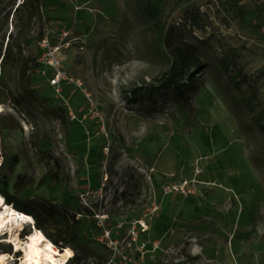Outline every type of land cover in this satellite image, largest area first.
Returning a JSON list of instances; mask_svg holds the SVG:
<instances>
[{
	"label": "rangeland",
	"instance_id": "rangeland-1",
	"mask_svg": "<svg viewBox=\"0 0 264 264\" xmlns=\"http://www.w3.org/2000/svg\"><path fill=\"white\" fill-rule=\"evenodd\" d=\"M238 1L255 32L231 0H40L30 30L33 0H0L8 191L58 168L61 185L19 198L83 220V264H264V0ZM42 30L62 46L60 94L40 73ZM9 38L23 54L2 65ZM9 236L7 264H23L28 237L17 250Z\"/></svg>",
	"mask_w": 264,
	"mask_h": 264
},
{
	"label": "trees",
	"instance_id": "trees-1",
	"mask_svg": "<svg viewBox=\"0 0 264 264\" xmlns=\"http://www.w3.org/2000/svg\"><path fill=\"white\" fill-rule=\"evenodd\" d=\"M233 9L240 16L241 21L244 26L255 32L258 29L257 25L253 22L251 17L247 14L245 8L240 5V1L231 0ZM43 5L40 0H33L31 5L29 4V22L28 29L31 28L30 25L35 16V13L40 14ZM47 9V7H46ZM46 19L47 24L51 23L53 20L52 13L49 10L47 12ZM30 30V29H29ZM44 39L43 30L38 34L36 40L41 42ZM7 43L4 53H2L1 64L6 65L10 61H14L17 57H22L23 51L20 47L16 48L14 45ZM26 43L29 40H25ZM189 57L187 55L177 56V60L172 68V70L167 74V81L176 89L179 90V83H182L186 73L184 70L188 67ZM38 68V66H35ZM238 85V83H236ZM0 157L3 158V163L0 166V196L4 199L8 205L13 206L17 211L25 213L32 216L34 220V227L36 230L42 232L44 236L57 248L60 252L69 248L73 251L74 256L67 264H83L84 260H87L90 255L89 249L83 245L85 239V224L83 220L77 217V215L71 213L63 205L56 204L40 195L28 196L26 200H20V195H28L30 192H38L41 189L51 190L56 186L61 185L62 178L58 168L52 170L49 174L43 176L40 180L34 177H27L25 175H18L16 181L13 184L14 194L10 193L8 189L10 188L9 181L3 172L13 173L18 167L20 160L17 156L13 157L11 162L8 163L6 158L2 154L0 148ZM3 184L6 189L1 188ZM33 230L28 227L24 230L23 238L32 235ZM0 247L7 248V253L12 255V246ZM82 248L81 251L79 248ZM14 264H19V259L21 254L18 253Z\"/></svg>",
	"mask_w": 264,
	"mask_h": 264
},
{
	"label": "bare ground",
	"instance_id": "bare-ground-1",
	"mask_svg": "<svg viewBox=\"0 0 264 264\" xmlns=\"http://www.w3.org/2000/svg\"><path fill=\"white\" fill-rule=\"evenodd\" d=\"M3 109L0 106V114ZM34 224L32 216L17 211L13 206L4 203L0 196V230L9 229V241L13 242L16 249L22 248L19 234L14 233V229L20 231L25 225ZM25 256L23 264H67L74 253L71 249L66 248L60 252L54 245L38 230H35L30 236L26 247L24 248ZM71 253L69 255L68 253ZM10 254L3 252L0 254V264H7Z\"/></svg>",
	"mask_w": 264,
	"mask_h": 264
},
{
	"label": "built area",
	"instance_id": "built-area-1",
	"mask_svg": "<svg viewBox=\"0 0 264 264\" xmlns=\"http://www.w3.org/2000/svg\"><path fill=\"white\" fill-rule=\"evenodd\" d=\"M47 43L48 40H43L42 47L47 50L44 53L43 57L39 60V63L42 66V70L40 71V73L43 77L47 78L50 88L60 94L62 92V86L65 83L70 82L69 77L62 68V46L47 48ZM48 70L53 71L50 77L47 75ZM141 227L143 229H146L145 224H141Z\"/></svg>",
	"mask_w": 264,
	"mask_h": 264
},
{
	"label": "flooded vegetation",
	"instance_id": "flooded-vegetation-1",
	"mask_svg": "<svg viewBox=\"0 0 264 264\" xmlns=\"http://www.w3.org/2000/svg\"><path fill=\"white\" fill-rule=\"evenodd\" d=\"M41 11H42V9H41ZM42 13V12H41ZM36 14V13H35ZM36 16V15H35ZM35 16H34V18H35ZM43 18H42V16H41V20H42ZM44 20H46V17H44Z\"/></svg>",
	"mask_w": 264,
	"mask_h": 264
},
{
	"label": "snow or ice",
	"instance_id": "snow-or-ice-1",
	"mask_svg": "<svg viewBox=\"0 0 264 264\" xmlns=\"http://www.w3.org/2000/svg\"><path fill=\"white\" fill-rule=\"evenodd\" d=\"M68 254H69V255H71V253H70V252H69Z\"/></svg>",
	"mask_w": 264,
	"mask_h": 264
}]
</instances>
